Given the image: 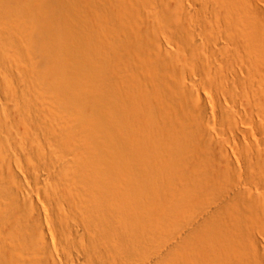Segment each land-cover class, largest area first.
<instances>
[{"label": "bare ground", "instance_id": "6f19581e", "mask_svg": "<svg viewBox=\"0 0 264 264\" xmlns=\"http://www.w3.org/2000/svg\"><path fill=\"white\" fill-rule=\"evenodd\" d=\"M0 264H264V0H0Z\"/></svg>", "mask_w": 264, "mask_h": 264}]
</instances>
